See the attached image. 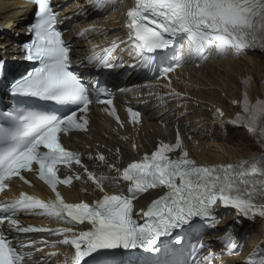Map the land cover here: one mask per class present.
<instances>
[{
	"label": "snow or ice",
	"instance_id": "obj_1",
	"mask_svg": "<svg viewBox=\"0 0 264 264\" xmlns=\"http://www.w3.org/2000/svg\"><path fill=\"white\" fill-rule=\"evenodd\" d=\"M35 3L39 20L30 25L34 38L23 47L27 59L38 61L39 66L17 81L13 91L57 102L73 101L81 105V113H87L92 100L85 84L70 70V48L55 27L50 0H35ZM127 15L135 47L142 53L167 48L172 40L165 38L166 34L175 37L179 33H188L193 39L206 40L209 44L213 43L215 34L214 39L220 42L221 50L225 45L244 49L257 40L264 43V0H137ZM172 71L173 67L169 66L163 69V74ZM107 103L110 104L111 100ZM138 115L132 112L133 118ZM84 124L77 123L76 111L61 120L37 121L40 134L31 147L14 156L0 172V189L11 177L30 171L35 163L39 165V178L56 192V200L44 203L23 195L5 203L0 206V226L7 220L8 229L20 233H63L65 238L60 243L73 246L75 250L71 264H85V258L105 250L139 248L156 251L153 246L160 237L193 218L212 216L218 202L225 207H234L242 215L259 212L264 216V203H256L253 199L257 194L264 197V182L250 185L247 179L249 169L244 164L198 166L186 152L179 159H170L167 153L179 148V142L163 144L152 155H146L141 162L131 163L124 169L122 178L130 183L128 195H104L91 207L87 203H65L56 187L58 183L69 184L72 177L58 180L55 165L60 161L68 164L73 160L76 164L81 161L77 154L62 147L58 134L68 128H82ZM249 130L254 132L255 128ZM41 147L47 151L41 152ZM99 159L103 161L105 158L101 155ZM250 171L264 175V170L256 163L251 164ZM89 178L95 179L91 174ZM160 186L167 188V194L154 200L142 213L144 223L138 222L133 216V200L148 189ZM35 209H42L48 216L70 218V222L83 224L88 221L91 228L77 235L71 228L48 230L21 226L13 218L18 210L30 212ZM69 233L71 238L67 235ZM23 259L5 232L0 230V264H21ZM193 264L197 262L194 260Z\"/></svg>",
	"mask_w": 264,
	"mask_h": 264
},
{
	"label": "bare ground",
	"instance_id": "obj_2",
	"mask_svg": "<svg viewBox=\"0 0 264 264\" xmlns=\"http://www.w3.org/2000/svg\"><path fill=\"white\" fill-rule=\"evenodd\" d=\"M79 1V0H77ZM25 10H26V5L21 3L19 0H0V28L3 27L4 31H9L10 33L14 35H5V37L0 36V45H2L6 50H11L13 47L11 46V42L15 40L14 36L22 31V27L25 25L23 23V18L25 17ZM23 13V14H22ZM122 16V11L121 9H116L111 15H109V18L113 21L108 23L109 26H113L114 32L116 35H119L120 29L118 27V21L121 19ZM83 22V21H82ZM2 34H5L2 32ZM69 36L71 34L69 33ZM83 49V43H79L76 46V52L82 51ZM207 70V74H204V69ZM185 70H188L185 75H187L184 79V82L181 83V88L185 90H191L192 88L198 89V90H193L190 93L193 95L191 96L192 98H197L201 103L206 104V108L209 106L211 107L212 105H217L220 107H223L229 115L234 113L236 110H233V106L228 105V106H223V103L221 101V98L219 94L221 91H228L227 93L228 100L230 101L231 98H235V94L240 91L241 88V80L246 76V74L253 75L255 80L252 83V90L256 92V88L259 87L260 90L262 91L264 95V55L263 57L258 56H251L250 54L243 55L239 57L238 59H231L230 57L226 56L224 58H221L218 61H208L204 63L201 68H195V67H189ZM223 74V75H222ZM221 78L224 80V83L222 86L217 87L215 86L217 82H215L216 79ZM189 93V92H188ZM188 95V94H187ZM240 98V97H239ZM238 98V99H239ZM192 100V99H191ZM186 101V99H185ZM193 104L197 103L194 100H192ZM204 104H200L201 106ZM196 106V104H195ZM153 105H148L145 108V112L147 113L146 117L149 121V125L146 126V138L150 140V138H156L157 136H160L161 133H165V130L160 127L157 123L158 121V116L161 113L160 111L153 110L149 112L150 108H153ZM198 107L191 106L190 108L188 107V110H196L197 111ZM198 112V111H197ZM211 113H209L210 115ZM190 116H187L184 120H182V124H184V121H191ZM195 118H200V115H196V117H192L193 120ZM170 119V113L167 114L162 120L165 122L167 125L171 124ZM199 124H202V126L207 125V132H208V138L214 141V143H209L201 141V145L199 146H192L191 147V153L192 156H194L199 163H214V162H229L232 161L236 158H241L243 155L233 157H229L228 159H220L215 155V147L218 145V143L215 141L216 139L222 137V132L220 131V134L218 132L214 133L212 136L213 131L215 130L213 125L214 122L213 120L209 121L208 123H203L201 121L200 123L194 124L192 127H190L188 130H191V134H193L195 139H199L201 136H199V131H196V128ZM96 126H100L101 124L96 121L94 123ZM103 129V127H100ZM152 130H154V133H152ZM97 131V128H96ZM150 131V132H149ZM166 131H170L169 127L166 129ZM219 134V135H218ZM172 137H174V133L170 134ZM210 135V137H209ZM97 136L101 138V133L100 131L98 132ZM144 145H146L145 142H142ZM208 146V149L206 147ZM194 147V149H193ZM202 148L203 150L201 153H198V149ZM205 148V149H204ZM128 157L126 160H131L137 158V155L131 153L130 150H126ZM212 151V152H209ZM232 155V154H231ZM227 156V155H226ZM230 156V155H228ZM156 192L152 193L148 198H151L153 196H156ZM82 193H78L74 196L75 199H80L82 198ZM229 213L228 211L224 210L223 215H227ZM222 224L225 225V228H230L229 224L230 222L226 217L223 219ZM245 226V224H242ZM246 227V226H245ZM233 231H239L238 228L232 227ZM241 230V228H240ZM259 232L257 230H254L253 235L256 236L257 238L262 239L263 243V250H264V229L262 232ZM258 234V235H257ZM243 235V233H242ZM255 244H257L256 240H252L250 238L248 244L243 247L241 255L244 257L246 254L250 252V245L253 247ZM241 246V244H239ZM256 254V252H253V255ZM241 261V259H239Z\"/></svg>",
	"mask_w": 264,
	"mask_h": 264
},
{
	"label": "rangeland",
	"instance_id": "obj_3",
	"mask_svg": "<svg viewBox=\"0 0 264 264\" xmlns=\"http://www.w3.org/2000/svg\"><path fill=\"white\" fill-rule=\"evenodd\" d=\"M260 57H263V55H260ZM207 73H208L207 69H205L204 74H207ZM215 82H217L215 86L220 87L223 85L224 80L221 78H218L215 80ZM255 91H256V92H254L255 94H258V95L262 94L259 87H257ZM226 92L229 93L228 91L224 90V91H221V93L219 94L221 101L225 106L229 105V102L227 100L228 96H227ZM239 92H237V94H235L237 97H239ZM194 113H195V111H193L189 116H192ZM197 114L200 115V118H195L194 121L196 123L200 122V121H203V123L209 122V117H210L209 111L205 107H203V109H199V112L194 114L193 117H196ZM185 123H187V121ZM206 126L207 125L198 126L197 131H199V135L202 136L200 138L201 141L207 142V144H208V142L211 143V140L208 138V132H207ZM213 134L214 133H212V136H213ZM215 141L218 143V145H216L214 152H215V155L220 159H228L229 157L235 156V155L236 156L243 155V157H244V156H248V155L254 153L256 150H258V147L255 145L253 140L251 138H249L243 130H230L227 135L222 134V137L216 139ZM212 143H214V141H212ZM206 149H208V146ZM200 152H201V150H200ZM209 152H212V151H209ZM228 155H230V156H228ZM256 230L260 233L259 228H256ZM250 238L252 240L256 239L253 237V235H249V237H247V244H248V240H250Z\"/></svg>",
	"mask_w": 264,
	"mask_h": 264
}]
</instances>
